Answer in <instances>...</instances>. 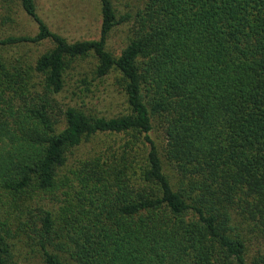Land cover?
I'll return each mask as SVG.
<instances>
[{"label":"trees","instance_id":"trees-1","mask_svg":"<svg viewBox=\"0 0 264 264\" xmlns=\"http://www.w3.org/2000/svg\"><path fill=\"white\" fill-rule=\"evenodd\" d=\"M96 1L70 41L0 0V264H264V0ZM73 71L126 111L66 102Z\"/></svg>","mask_w":264,"mask_h":264},{"label":"rangeland","instance_id":"rangeland-1","mask_svg":"<svg viewBox=\"0 0 264 264\" xmlns=\"http://www.w3.org/2000/svg\"><path fill=\"white\" fill-rule=\"evenodd\" d=\"M114 1L120 5L121 10H127V7L130 8L137 3V0ZM35 2L38 13L50 28L68 40L97 38L99 16L96 0H35ZM24 24V27L31 33L35 31V26L28 20ZM126 36L124 27L117 29L109 39V48L115 49L118 53L120 47L125 43ZM48 47V43L41 44L29 48V51L38 55ZM89 66L87 61L81 60L78 69L86 72ZM75 71L72 72V84L63 94L66 102L76 104L92 114L106 117L122 114L126 111L122 92L112 77L93 79V76H87L83 79L84 81H78L80 76ZM76 80L77 82H75ZM86 149L87 146H83L80 151L85 152ZM260 246L264 248V240ZM34 263L40 264L38 260H34Z\"/></svg>","mask_w":264,"mask_h":264}]
</instances>
